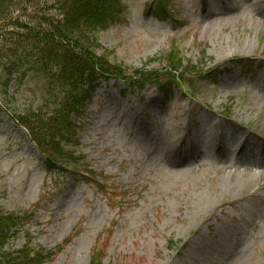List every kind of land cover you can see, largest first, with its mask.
I'll return each instance as SVG.
<instances>
[{
    "label": "rangeland",
    "instance_id": "1",
    "mask_svg": "<svg viewBox=\"0 0 264 264\" xmlns=\"http://www.w3.org/2000/svg\"><path fill=\"white\" fill-rule=\"evenodd\" d=\"M153 1L146 15L159 30L130 32L120 12L99 31L112 57L142 68L173 46L193 63L206 49L205 68L218 74L167 95L155 84L132 95L103 79L79 144H65L82 158L78 172H48L0 104V208L32 213L8 248L64 245L47 264H90L98 250L103 264H264V0H169L173 19L148 12ZM9 90L13 108L51 102L40 66L15 75Z\"/></svg>",
    "mask_w": 264,
    "mask_h": 264
},
{
    "label": "trees",
    "instance_id": "2",
    "mask_svg": "<svg viewBox=\"0 0 264 264\" xmlns=\"http://www.w3.org/2000/svg\"><path fill=\"white\" fill-rule=\"evenodd\" d=\"M169 5V0H160L154 10L165 17L169 14ZM120 11L119 0H0V68L5 78L0 96L4 105L11 108L15 97L10 95L8 85L14 75L24 76L31 68L41 67L51 102L46 109H17L14 116L28 128L41 153L47 157L48 171L58 168L60 163L78 161L65 151L62 143L77 140L79 117L100 78H122L129 86L142 89L149 82L161 86L164 78L177 81L178 73L184 74L182 78L188 83L194 82L192 75L200 77L206 73L205 49L198 63H185L176 47L150 58L142 68H131L114 60L113 50L100 42L98 34L118 19ZM25 13L36 15L38 20L25 25L21 18ZM156 61L165 65L166 71L145 69ZM129 69L132 73L125 74ZM165 88L162 87L167 91ZM25 219L0 210V264H43L54 255L43 249L7 248ZM91 264H102L100 253L92 256Z\"/></svg>",
    "mask_w": 264,
    "mask_h": 264
},
{
    "label": "clouds",
    "instance_id": "3",
    "mask_svg": "<svg viewBox=\"0 0 264 264\" xmlns=\"http://www.w3.org/2000/svg\"><path fill=\"white\" fill-rule=\"evenodd\" d=\"M121 18L130 32H154L162 22L155 16L146 15L145 0H119Z\"/></svg>",
    "mask_w": 264,
    "mask_h": 264
}]
</instances>
